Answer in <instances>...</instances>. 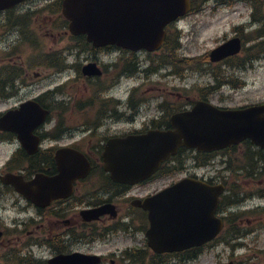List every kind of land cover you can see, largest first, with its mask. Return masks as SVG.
Here are the masks:
<instances>
[{
  "label": "flooded vegetation",
  "instance_id": "obj_1",
  "mask_svg": "<svg viewBox=\"0 0 264 264\" xmlns=\"http://www.w3.org/2000/svg\"><path fill=\"white\" fill-rule=\"evenodd\" d=\"M62 1L18 0L11 2L8 6L0 7V43L8 48L4 53L6 58L17 62L27 56V48L23 45L27 42L30 27L41 28V30L68 28L67 20L61 16ZM241 32L243 31L238 30L237 34ZM56 40L65 42L60 48L54 49V54H57L63 62L58 74L67 77L72 85L79 83L84 65L90 62L100 67L101 78L112 76L111 83L115 84L118 71L122 66L124 49L116 45L94 47L86 38L74 36L60 40L56 38ZM4 73L6 71L0 69V101L7 102L8 109L17 108L23 101L28 100L29 92L34 93L32 98L44 106V91L34 92L36 85L30 83L27 67L21 64L20 69L14 75L4 77ZM36 75L39 76L40 73ZM100 77L96 76L93 79ZM93 89L97 90V87ZM72 90H76V86ZM98 90L106 92L105 97L107 98H115L111 95V89L100 88ZM78 97L87 96L79 95ZM95 99L98 98L95 97ZM71 104L74 106L73 113L67 117V121L73 126L69 127V132L66 130L67 133L44 135L42 131H36L40 138L38 147L31 154L26 149L18 147L17 152L21 151L24 160L15 162L12 167L5 165L1 173L15 171L22 173L26 179L38 173L53 176L59 172L56 156L62 148H72L83 152L90 161L91 169L88 174L76 179L70 196L56 198L48 206L36 208L38 212L36 218L20 217L10 222L8 224L10 228L21 232L17 243H24L22 233H28L30 225L35 223L36 232H39L41 237L49 235L54 240L59 237L65 238L57 246L59 252L52 251V253H90L98 249L97 246L106 244L105 236H108L110 230L119 228L121 230L116 235L118 244L115 250L116 257L110 258L112 263H198L204 246L166 253H156L150 247L147 236V229L150 225L147 211L140 206L132 205L131 186L114 182L102 165L101 159L108 139L123 135L124 131L119 133V130L112 129V125L127 117L123 109L124 105L114 103L111 107H94L93 103L88 101ZM181 106L184 107L187 104L184 103ZM75 115L79 116L74 117ZM128 117L133 121L136 120V117L131 114ZM169 117L168 113L161 111V114L153 119L158 125L152 122L150 126H165L169 123ZM145 128L146 126L142 129ZM5 137H7L5 133L0 132V144L10 143L5 140ZM8 187L11 186L0 181V188ZM106 204L115 206L117 216L107 213L93 218L90 210ZM9 242L12 243V240ZM103 258L106 259V256Z\"/></svg>",
  "mask_w": 264,
  "mask_h": 264
},
{
  "label": "rangeland",
  "instance_id": "obj_2",
  "mask_svg": "<svg viewBox=\"0 0 264 264\" xmlns=\"http://www.w3.org/2000/svg\"><path fill=\"white\" fill-rule=\"evenodd\" d=\"M248 1V6H241L239 8V12H245L248 7L249 22L252 18L251 13L255 10V7L251 6L253 0ZM200 3L204 6L202 13L193 14L192 16L181 20L179 23L182 27L180 32L183 35L182 40L186 43V54H181L180 56H169L166 60H164V67L162 68L163 71L177 73L178 76L185 75L186 77L184 79H180L178 77L168 75L165 76L160 72V60H156V58L149 59L152 62L153 69L149 68L151 65L150 62L145 61L144 69L147 70L142 72L140 71V75L138 74L134 78H122L112 90L114 97L131 101V104L134 106L143 104L144 107H153V111H155L156 107L160 108L161 104L164 110L175 107L176 104L179 106L183 100H192L193 98H197L200 96V93L204 94L206 97L209 96L211 101L216 104L230 107L243 106L254 102L264 101L263 49L253 48L248 51L250 53L248 56L240 54L241 56L239 58H234L221 66L212 64L209 58H204L203 56H207L209 51L216 47L217 43H215V37L217 33L225 30H228L229 32L231 31L232 26L230 22L232 20L231 18H228L231 17V14H229L226 19H219L217 14L211 12L213 11V5H217L215 0H202ZM237 17L238 13H233V19L236 20ZM256 26L257 25L251 26L250 23L248 25V31ZM58 32L59 31L56 30V33ZM28 34L27 45L24 44L23 47L28 48L27 62L29 64H31L30 56L32 51L39 53L40 50L43 49V52L47 53L53 49L60 48L65 43L64 41L61 42L56 40V38L61 39L58 35H56V38L48 35H46L47 37L44 36L40 38L39 35H35L34 29H31ZM245 37L248 38V34ZM249 45H254V42H251ZM2 48L3 47L0 43V51ZM248 57L258 58V61H256L254 66L249 68L248 71L243 72L238 69V66L248 61ZM141 60L145 59L141 58ZM48 62L57 64L60 61L59 59L50 57ZM16 64H21V62L19 61ZM123 64L124 66L121 69L124 68L129 70L134 68L135 62L133 64V62L124 60ZM25 65L27 66V64ZM19 69L20 68L10 65L3 76L6 77L14 75ZM46 76L49 77L46 78ZM80 77L81 79L79 80L76 90L70 91L71 85L66 84L61 89L62 93L49 92L45 94V102L53 106L56 111L55 118H57L60 122L59 128H52L51 133H57L61 127L73 126L67 121V117H70V114L73 113L74 106L71 103L72 101H75L74 95L87 96L93 92L92 86L84 82V75ZM65 79H67V77L59 76V74L51 71H45L44 78L35 82L36 88L34 89V92L43 90L46 93L49 90L55 89L59 84H61V82L64 83ZM112 85L113 84H111V86ZM209 85H216L215 87L217 90H214L212 93H208L205 89ZM101 88L108 89L109 86ZM105 94L106 92L104 91H98L95 95L98 99L91 101L94 107H111L114 103H116L115 100H108L105 97ZM7 106H9L7 102L0 101V110L6 108ZM127 113H130V111L128 110ZM142 115L146 118L148 117L146 109L143 110ZM76 116L79 115H75L74 117ZM141 121L142 119L138 121V123L131 126L125 125L126 123L122 121L114 122L113 129L119 130L120 133L121 131L133 129L134 127H142ZM72 122L73 121H71V123ZM52 125L53 124L49 125L48 128H51ZM135 129L136 128L133 130ZM129 131L123 132L122 134H127ZM14 151L15 146L13 144H0V167L6 162L8 157L13 156ZM218 159H221V156H219L217 160ZM230 173L229 169H224V166L221 165V170L217 174V178L221 179L222 175L229 177ZM248 181L250 180L247 178H241L240 175H238L237 181H230V184L232 185L241 186L243 193H248V197H245L242 204L236 206V208L233 209V212L245 210L242 208L261 207L260 209H264V195L257 193L258 188L260 186H264L263 180H256L252 184H249ZM165 182L166 179L160 182L158 186H162ZM154 187H157V185L155 186V183L150 185L151 189ZM8 196L9 195L6 194H0V220L8 221L19 215V207L14 205L13 199L7 198ZM263 212L264 211L262 210L259 211L256 215L257 217L254 218L260 222L264 221ZM244 216L245 215H243V217ZM30 229H35V223L32 224ZM36 237L40 238V244H43L44 242L48 244L46 247H43V249L37 247L34 248V259H37L35 257H40L38 260L42 261H46L52 256L51 251H49L50 248L58 246L64 240V237H59L57 240H54L53 238H50L51 236L49 235H47V238H43L39 235V233ZM36 237L29 234L26 236L29 243L33 242V238H35L34 242H36L38 240ZM14 239L16 240L17 237ZM44 239L46 240L44 241ZM230 240L232 241V239ZM246 240L244 238L242 239V243H245L246 246L236 249L235 259L229 258V255L232 253V248L227 246L226 243L221 242L214 251L202 255L199 264H214V258L216 256L219 260V264H244L242 261L246 259L257 264H264V225L259 227L254 232L249 233ZM231 243H234V241ZM4 251L5 249H0V256L4 253ZM6 253L7 255H11V252L9 251Z\"/></svg>",
  "mask_w": 264,
  "mask_h": 264
},
{
  "label": "water",
  "instance_id": "obj_3",
  "mask_svg": "<svg viewBox=\"0 0 264 264\" xmlns=\"http://www.w3.org/2000/svg\"><path fill=\"white\" fill-rule=\"evenodd\" d=\"M188 6V0H67L65 14L72 20L74 32L86 33L96 44L123 41L125 46L137 48L149 41L159 44L163 26ZM263 109L220 111L204 104L176 118L173 130L129 137L124 140L121 162L135 170L123 176L139 177L183 144L205 150L250 135L254 142L264 146ZM123 176L119 178L124 179ZM182 183L160 193L157 205L169 206V198L197 197L203 201L204 214L210 213V207L214 212L222 186L210 188L193 179ZM185 187L188 191L198 188V194H181L177 190L184 191Z\"/></svg>",
  "mask_w": 264,
  "mask_h": 264
},
{
  "label": "trees",
  "instance_id": "obj_4",
  "mask_svg": "<svg viewBox=\"0 0 264 264\" xmlns=\"http://www.w3.org/2000/svg\"><path fill=\"white\" fill-rule=\"evenodd\" d=\"M257 5H260L261 4V0H258V3L256 2ZM254 157V156H253ZM250 175H253V174H250ZM227 201L223 199V203H226Z\"/></svg>",
  "mask_w": 264,
  "mask_h": 264
}]
</instances>
